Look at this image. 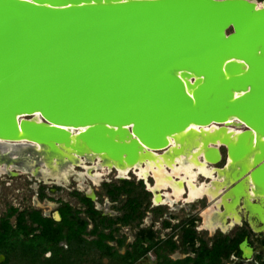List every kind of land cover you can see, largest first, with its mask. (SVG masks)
I'll return each instance as SVG.
<instances>
[{
    "label": "water",
    "instance_id": "obj_1",
    "mask_svg": "<svg viewBox=\"0 0 264 264\" xmlns=\"http://www.w3.org/2000/svg\"><path fill=\"white\" fill-rule=\"evenodd\" d=\"M229 116L245 125L224 146L237 160L252 132L264 137V0H0V139L46 146L36 170H62L54 144L77 128L85 148L130 164L142 145L166 148L190 124ZM256 143L255 165L240 174L264 192ZM205 157L223 161L215 148Z\"/></svg>",
    "mask_w": 264,
    "mask_h": 264
},
{
    "label": "bare ground",
    "instance_id": "obj_2",
    "mask_svg": "<svg viewBox=\"0 0 264 264\" xmlns=\"http://www.w3.org/2000/svg\"><path fill=\"white\" fill-rule=\"evenodd\" d=\"M235 95H237V93H235ZM31 119L38 122L41 121L40 114L35 112ZM65 128L72 129V127ZM82 129H84V127L73 130L68 145H64L62 142L54 144L55 157L58 155L59 161L57 162V159L54 157L51 161L52 165H55V167L60 165L58 169L64 167V172L74 166L82 165L80 167H83L88 173L96 166L98 167L97 169L102 168L109 171L114 169L119 176H124L129 172H132L137 178L143 180L153 176L155 184L151 185L147 182V185L148 189L153 192V201H155V204L173 203L176 199H180V196H183V198L185 197L184 202H191L196 198H200L202 195L207 196L210 203H212V199L221 193L220 199L214 203L213 206H210L204 211V221L202 225L210 228V230L215 227H225L223 223H219L227 217L228 213H235L233 209L237 202L236 199L238 198L240 189L244 191L247 199L258 195L262 198H260V201L264 203V192L255 184L249 171L246 175H243L244 173L240 174L242 166L246 171L251 170L255 165L253 158L258 152V145L256 142L264 143L263 136H256L252 132L253 137L252 141L249 143V151L237 160H232L229 156L226 157L227 162H225V166L223 165L224 167L222 166L223 168H217L216 164L208 161L205 157L208 148L218 149L222 157L221 148L225 150L224 146L232 140H235L237 135L245 129L244 123L237 118L229 116L226 121L211 122L207 125L190 124L183 131L169 135L168 142L170 144L166 148L151 149L142 145L138 151L137 160L130 164L126 163L124 158L118 163L105 154L94 153L85 148V145L80 140H76V134ZM225 137L229 140H223ZM24 144L32 145L35 148L33 154L29 151H22L21 147ZM41 147L42 150L48 151L46 146L28 139H20L18 141L0 139V175L7 172L13 173L15 169H19L16 170V172H24L27 165L30 166L35 163L34 158L38 154L36 151L41 152L39 150ZM76 147L77 149L81 147L85 155H79L76 151ZM101 156L105 159L100 158ZM39 159L43 160L38 157L37 160ZM85 160L95 162L93 165L88 166L85 165ZM45 166L51 167L48 165ZM59 171H57V173H59ZM97 175H99L97 171L95 174L93 173L91 175L93 180H96L95 177ZM197 176L205 177L208 179V183L198 188V186H195L193 183V180L197 178ZM56 177L59 176L56 175ZM238 179L241 180V188H237L233 192L230 188ZM226 187L230 190L223 195L222 191H224ZM160 188L163 190H171L172 195H170L169 192L161 194ZM230 199H232L231 202ZM221 204L225 207L224 211L218 208ZM55 215L56 218H59L57 212ZM233 221L232 219L231 222L233 223Z\"/></svg>",
    "mask_w": 264,
    "mask_h": 264
},
{
    "label": "trees",
    "instance_id": "obj_3",
    "mask_svg": "<svg viewBox=\"0 0 264 264\" xmlns=\"http://www.w3.org/2000/svg\"><path fill=\"white\" fill-rule=\"evenodd\" d=\"M104 185L111 201H117L121 195L126 196L123 213L116 218L102 215L94 208L91 199L79 196V193L76 195L83 210L59 201V221L43 216L37 209L19 211L10 206L0 217V256L3 257L0 264H134L150 250L158 258L156 264H226L225 260L242 239V234L235 238L216 236L209 245L198 238L195 230L188 225L182 229L180 243L191 246L194 254L172 260L165 252L175 251L178 248L176 241L172 237L156 240L152 230L141 229L121 253L119 250L125 238L119 239L115 233L119 226H128L142 217L141 200L135 192H146L127 180ZM81 213L85 217H81ZM11 218H14L13 222ZM89 223L93 224L90 230ZM168 224L165 222V225ZM196 240L199 242L197 247L194 246ZM109 242H115V245ZM104 258L107 263L103 262Z\"/></svg>",
    "mask_w": 264,
    "mask_h": 264
},
{
    "label": "rangeland",
    "instance_id": "obj_4",
    "mask_svg": "<svg viewBox=\"0 0 264 264\" xmlns=\"http://www.w3.org/2000/svg\"><path fill=\"white\" fill-rule=\"evenodd\" d=\"M221 152L222 155H224L223 148ZM36 162L30 166L27 165L24 172L18 171L17 175H11L9 172L0 175V217L12 206L19 211L28 208L37 209L44 215H47V217L52 218L60 204L59 201L69 202L82 211L83 207L81 203H79V199L76 195V193H79V196L83 195L88 197L91 195L94 208L102 215L116 218L123 213L122 208L126 196L121 195L117 198V201H111L106 195L107 188L104 184H119L122 180H127L134 182L138 187H142L146 194L139 192V190L135 192L141 200L140 212L142 213V217L133 221L128 226L116 225L119 226V230L115 233L116 237L119 239L125 238L124 245L119 250L121 253L124 252L125 247H128V245L135 240L141 229L152 230L154 236L159 238H168L171 236L172 239L176 241L178 249L174 252L167 251L165 254L172 260L181 259L190 254L189 246H184L180 243L182 222L191 220L194 223L193 228L195 229L197 237L203 239L207 243H210V240L215 234H221L217 228L212 232L203 228L204 211L210 203L206 198L185 203V197L183 198V196H180L181 198L176 199L173 204L169 202L170 204L154 205L151 199L152 194L147 191L148 185H146L147 183L145 184V181H147L153 185L149 177L146 180H140L132 172L124 176H119L114 169L109 171L102 168L97 169L98 167L96 166L88 173L83 167H80L82 165L74 166L65 172L63 171L64 167H62V170H58L59 173H57V171L54 172L48 169L43 162H38V169L36 170L34 166ZM94 162L85 160V165L91 166ZM224 164L225 162H223V165ZM223 165L222 162H220L216 164V167L221 168L220 166ZM16 170L19 169H15L14 171ZM96 171L99 172V175L95 177L96 180H93L91 175L93 173L95 174ZM56 175L59 177H56ZM193 183L199 188L201 185L208 183V179L197 176V178L193 180ZM160 192H162L161 194L169 192V194L172 195L171 190H163L160 188ZM238 214L241 220L238 221V225L232 223L230 219H226L225 217L223 221H220L219 224L223 223V226H225L224 234L233 235L237 227H240L241 224H245L244 219L241 218V214H245V210L242 209L241 206L238 207ZM81 217H85L83 213H81ZM12 220H14V218H11V221ZM164 221H168V226L164 225ZM92 227L93 224L89 223L88 230L92 229ZM87 238L91 239L92 236H87ZM260 239H262V234L254 233L251 239L248 240V244L253 248L254 254L249 258V262L246 261L243 264H256L255 253H264V249L260 246ZM109 243L110 245H115V242ZM197 244L198 241H196L195 246ZM151 253L155 259L149 260L146 256H143L134 264H156V256L153 251ZM2 259L3 257L0 256V260ZM103 262L107 263L108 260L104 258ZM238 262L233 257L226 260V264H240Z\"/></svg>",
    "mask_w": 264,
    "mask_h": 264
},
{
    "label": "flooded vegetation",
    "instance_id": "obj_5",
    "mask_svg": "<svg viewBox=\"0 0 264 264\" xmlns=\"http://www.w3.org/2000/svg\"><path fill=\"white\" fill-rule=\"evenodd\" d=\"M224 153H225V150H224ZM222 156H223V161H222V165H223V162H225V159H226V154L225 155H222ZM220 167H222V166H220ZM228 191L229 190H227V192ZM224 192L225 191H222L223 195H224ZM221 195L222 194L219 193V195H217L215 198H213L212 199L213 202L207 207V209L210 206H213V204L216 203L220 199ZM201 198H206L209 201V199L207 198V196H203V195L200 198H196L195 200L201 199ZM260 198H261L260 196L256 195L255 197H252L250 199H247L245 197L244 191L242 189L239 190L238 198L236 199L237 202H236V204L234 206V209H233L235 213H232L230 211L231 213L230 214L228 213L226 219H230L231 221L233 219L234 220L233 223H235L236 225H238V221H241L240 220V217H239V214H238V207L241 206L242 209L245 210V214H243V215L241 214V218L244 219L245 224H243V225L241 224L240 227H237V229L235 230V232H234L233 235L224 234L225 227H215L214 229H211L210 230V228H207V227H204L203 226V228H206V229L210 230L211 232L217 228L218 231L221 233V234H215L212 237V239L210 240V243H207L206 242L209 245L212 244V240L216 236H228L230 238H235V237H237L240 234L243 235L242 236V239L237 243L236 250L233 251L226 260H228L230 257H233L237 262L239 261L238 263H240V264L241 263L243 264L246 261L249 262L250 261L249 258H251V256L254 254V252H253V248L251 246H249L248 240L251 239V237L253 236L254 233H261L262 234V239H260V243H261L260 246L264 249V203L260 201ZM151 199H152V203L154 205L168 204V203L155 204V201H153V195H152V198ZM231 201H232V199H230V202ZM79 203H80V201H79ZM185 203H188V202H185ZM59 205H58V207H59ZM70 205L72 207L76 208V209H79V208L73 206L72 204H70ZM218 208H220L223 211L225 210V207H224L223 204L219 205ZM56 212L59 215V218L58 219L55 218L56 217V215H55ZM56 212L54 213V216L55 217L53 216L52 218L54 220H56V221H59L60 218H61V216H60V213H59L58 210H56ZM42 215H43V213H42ZM230 215H231V217H230ZM237 217H238V219H237ZM165 222H168V221H164V225H165ZM193 224L194 223L191 220L186 221V222H182L181 229H183L184 227H188V225L191 226V228H193V226H194ZM165 226H168V225H165ZM181 232H182V230H181ZM181 236H182V234H181ZM155 239L157 240V239H167V238L155 237ZM196 241H195V243H196ZM198 245H199V242H198V244L196 246L194 244L195 247H197ZM189 248H190V251H189L190 254H188L187 256H193L194 253L191 251V246H189ZM255 254H256L255 255V257H256V260L255 261L256 262L255 263L256 264H264V253L263 254L255 253ZM155 256H156V254H155ZM156 260L158 261L157 256H156ZM226 260H225V263H226Z\"/></svg>",
    "mask_w": 264,
    "mask_h": 264
},
{
    "label": "built area",
    "instance_id": "obj_6",
    "mask_svg": "<svg viewBox=\"0 0 264 264\" xmlns=\"http://www.w3.org/2000/svg\"><path fill=\"white\" fill-rule=\"evenodd\" d=\"M151 252H152V250L148 251L145 255L149 260L155 259V257L153 256V254Z\"/></svg>",
    "mask_w": 264,
    "mask_h": 264
}]
</instances>
